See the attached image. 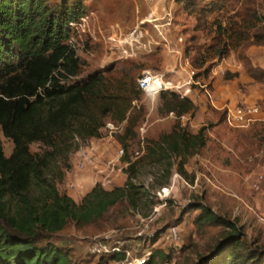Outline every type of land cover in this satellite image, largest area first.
I'll list each match as a JSON object with an SVG mask.
<instances>
[{
	"label": "rangeland",
	"instance_id": "rangeland-1",
	"mask_svg": "<svg viewBox=\"0 0 264 264\" xmlns=\"http://www.w3.org/2000/svg\"><path fill=\"white\" fill-rule=\"evenodd\" d=\"M46 1L51 7H78L83 12L73 27V39L69 41L78 58L79 70L75 76L64 78L63 83L69 86L85 82L91 75L100 77L99 87L88 95L86 115L91 116V122L101 125V135L85 141L88 136L81 128L88 117L84 115L76 120L75 130L65 134L63 140L59 138V161L53 163L48 179L76 202H80L96 183L109 190L123 186L128 179V160L119 156L122 147L127 157L137 162L135 170L130 172L139 193L134 205L125 201L112 208L104 219L87 226L70 222L62 231L47 236L43 243L51 242L69 249L73 264H96L100 258L90 252L91 247L96 242L108 240L107 237L128 241L135 259L144 253L161 251L171 256L170 262L194 264L214 251L224 235L223 228L218 225L202 226L196 222L200 210L193 206L203 203L219 215L237 220L245 233V245L239 249L242 257L253 253L259 255L257 259L260 260L249 264H264V142H261L264 136L257 139L251 133L241 132L252 125L244 129L231 127L217 116L219 122L209 127L208 144L189 156L184 172L179 169L180 158L175 156L171 179L165 174V163L153 164L141 158L143 141L146 150L152 139L170 133L172 120L181 125L171 112L180 113L184 100L174 91L147 96L138 89L137 81L146 70H167L168 78L175 81L187 78L192 70L199 71L193 67L192 58L198 48L207 49L213 35L207 30L196 29L200 8L190 14L174 0L175 4L168 8L165 16L151 17L144 26L138 16L139 12L144 16L150 0ZM198 1L204 7L212 0ZM224 1V11L211 13L209 21L218 15L227 20L235 12L244 13L249 4V0ZM135 29L142 31L143 37L132 45L124 42ZM225 75L223 80H226ZM197 80L204 83L203 75ZM207 90L210 95L204 88L195 86L193 96L205 92L210 98L212 88L207 86ZM126 105L129 108L125 119L120 120ZM107 123L119 127L113 136L106 128ZM128 127L132 131L126 132ZM183 127L192 129L188 123ZM0 138L6 156H10L14 143L3 134L1 127ZM46 149L43 143L31 145L33 153H43ZM97 156L99 159L94 161ZM67 161L72 165L69 171L65 166ZM260 176L263 177L260 189L255 190L253 184ZM173 183L171 195L162 201L158 193ZM29 193L38 197L40 190L32 186ZM14 206L12 201L11 209ZM173 223L178 224V240L174 242L166 232L167 226ZM156 231H163L159 240L147 241L142 246L143 240H148ZM165 261V257L158 255L152 264Z\"/></svg>",
	"mask_w": 264,
	"mask_h": 264
},
{
	"label": "trees",
	"instance_id": "trees-1",
	"mask_svg": "<svg viewBox=\"0 0 264 264\" xmlns=\"http://www.w3.org/2000/svg\"><path fill=\"white\" fill-rule=\"evenodd\" d=\"M178 1L190 14L200 8L196 29L213 34L207 49L198 48L192 58L193 67L199 70L197 79L203 75L207 82L217 62L231 51L244 62L245 68H251V59L244 51L254 45H264V0H249L244 13L235 12L227 20L218 15L211 21L208 17L211 13L224 11V0H212L204 7L198 0ZM82 14L81 8L51 7L46 0H0V127L14 143L12 154L6 156L0 138V264H73L69 249L43 240L62 231L70 222L87 226L104 219L112 208L125 201L136 203L139 192L130 170H135L137 162L127 157V153L124 157L128 160L126 183L111 190L96 183L80 202L61 193L56 183L48 179L53 163L59 161V138L63 140L65 134L75 130L76 120L86 115L88 95L100 83L97 75L74 85L63 83L64 78L75 76L79 70V61L69 40L73 31L70 23ZM236 75L227 72L225 78L233 79ZM191 97L183 98L181 114L194 108ZM128 108L127 105L122 108L120 120L125 119ZM215 112L227 124V109ZM86 116L88 120L81 128L88 136L85 141L101 135V125ZM213 125L202 126L196 133L175 125L170 133L152 139L141 158L153 164L165 163V174L171 179L175 156L180 158L179 169L184 172L189 156L208 144L209 127ZM130 130L128 127L126 132ZM33 143H43L47 149L33 153ZM65 166L67 171L72 169L68 161ZM32 186L39 188L38 197L30 195ZM12 201L14 209L10 207ZM193 207L200 210L196 218L199 225H218L224 230L214 251L194 264H249L260 260L259 255L251 253L242 257L239 252L245 245V233L237 220L227 219L203 203ZM171 226L178 227V224L168 225L166 232ZM161 232L156 231L148 240H143L142 246L147 241L157 242ZM158 255L167 261L171 259L161 251H152L146 264H152ZM98 257L96 264L120 263L126 254Z\"/></svg>",
	"mask_w": 264,
	"mask_h": 264
},
{
	"label": "crops",
	"instance_id": "crops-1",
	"mask_svg": "<svg viewBox=\"0 0 264 264\" xmlns=\"http://www.w3.org/2000/svg\"><path fill=\"white\" fill-rule=\"evenodd\" d=\"M150 1L149 3L147 2L149 7L146 9L144 16L141 17L140 12L138 16V19L144 26L147 22L151 21V17L165 16L168 8L172 4H175L174 0ZM244 54L251 59V68H245L244 62L238 59L235 52L230 53L219 61L217 69L213 72L214 75L209 81L204 82L208 87L212 88L210 98L206 96L205 92L202 95L198 93L196 97L192 96L194 108L181 114V116H185L184 120H179L181 126H186L188 123L192 127L190 131L196 133L198 131L196 129L199 127L219 122L217 119L218 114L215 110L220 111L223 108L234 107L237 104H257L261 108L257 121L249 129L241 130V132L242 134L251 133L257 139L264 136V46L248 47L245 49ZM188 64L190 65V63ZM220 70L237 75L233 79L223 80L225 74L222 75L220 73L219 75ZM163 71L168 72L167 70ZM192 115L194 117L190 119ZM172 122L168 132H171L176 125L175 121L172 120ZM261 142H264L263 138ZM89 151L92 153L90 155H93L92 150L89 149ZM262 153H264L263 150ZM98 159L99 157L97 156L94 161Z\"/></svg>",
	"mask_w": 264,
	"mask_h": 264
},
{
	"label": "built area",
	"instance_id": "built-area-1",
	"mask_svg": "<svg viewBox=\"0 0 264 264\" xmlns=\"http://www.w3.org/2000/svg\"><path fill=\"white\" fill-rule=\"evenodd\" d=\"M76 22H71L70 26L73 28L76 26ZM143 32L135 29L124 42L132 45L134 41H139L143 37ZM70 38V42H71ZM182 40V39H181ZM222 75L225 74L224 70H220ZM195 86H200L204 88L206 94L210 93L207 90V85L203 82H200L196 78V71L192 70L189 76L185 79H179L177 81L173 79H169L167 76V72L164 71H154V70H146L142 73V76L137 81L138 89L146 94L147 96L153 97L157 94L167 91H174L178 93L181 98H187L193 96L195 91ZM136 104V102H135ZM226 122L229 126L235 128H248L254 122L257 121L258 115L260 113V106L257 104H237L234 107H228ZM171 116L178 118L179 120H184L185 116L179 115L178 112H171ZM107 130L110 135L113 134L119 129L113 123H107ZM145 151L144 141L142 142V153ZM139 154V153H138ZM126 155L125 149L120 148L119 156L123 157ZM180 175H176V177ZM263 177L260 176L258 180L253 184V188L255 190L260 189V184L262 182ZM186 182V181H185ZM186 184H188L186 182ZM189 185V184H188ZM174 183L170 186L163 187L161 191L158 193L159 197L162 201H164L167 197H169L173 191ZM168 238L171 241L178 240V229L176 226H171L168 230ZM106 241H99L92 245L91 253L96 256L107 255L112 253L123 252L126 254V259L119 264H146L148 256L150 253L144 254L142 257L133 258V251L130 248V245H127L126 240L123 239H114L111 237H107ZM163 264H174L172 262H165Z\"/></svg>",
	"mask_w": 264,
	"mask_h": 264
}]
</instances>
